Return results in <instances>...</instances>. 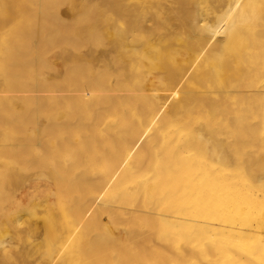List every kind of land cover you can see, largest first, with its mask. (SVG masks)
<instances>
[{
	"label": "bare ground",
	"instance_id": "6f19581e",
	"mask_svg": "<svg viewBox=\"0 0 264 264\" xmlns=\"http://www.w3.org/2000/svg\"><path fill=\"white\" fill-rule=\"evenodd\" d=\"M0 264H264V0H0Z\"/></svg>",
	"mask_w": 264,
	"mask_h": 264
},
{
	"label": "rangeland",
	"instance_id": "374dc122",
	"mask_svg": "<svg viewBox=\"0 0 264 264\" xmlns=\"http://www.w3.org/2000/svg\"><path fill=\"white\" fill-rule=\"evenodd\" d=\"M65 8V7H64ZM66 9V8H65ZM69 13H67V15H68ZM66 17H70V16H66Z\"/></svg>",
	"mask_w": 264,
	"mask_h": 264
}]
</instances>
